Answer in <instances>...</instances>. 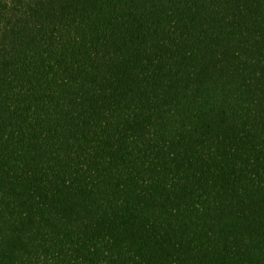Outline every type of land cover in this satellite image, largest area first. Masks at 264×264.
<instances>
[{
  "label": "trees",
  "instance_id": "obj_1",
  "mask_svg": "<svg viewBox=\"0 0 264 264\" xmlns=\"http://www.w3.org/2000/svg\"><path fill=\"white\" fill-rule=\"evenodd\" d=\"M0 264H264V0H0Z\"/></svg>",
  "mask_w": 264,
  "mask_h": 264
}]
</instances>
